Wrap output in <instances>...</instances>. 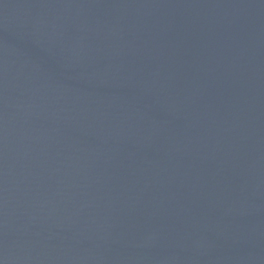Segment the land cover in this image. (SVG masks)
I'll use <instances>...</instances> for the list:
<instances>
[{
	"label": "water",
	"instance_id": "obj_1",
	"mask_svg": "<svg viewBox=\"0 0 264 264\" xmlns=\"http://www.w3.org/2000/svg\"><path fill=\"white\" fill-rule=\"evenodd\" d=\"M0 264H264V0H0Z\"/></svg>",
	"mask_w": 264,
	"mask_h": 264
}]
</instances>
